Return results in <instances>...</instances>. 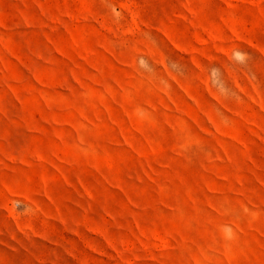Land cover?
Instances as JSON below:
<instances>
[{
	"label": "rangeland",
	"instance_id": "obj_1",
	"mask_svg": "<svg viewBox=\"0 0 264 264\" xmlns=\"http://www.w3.org/2000/svg\"><path fill=\"white\" fill-rule=\"evenodd\" d=\"M0 264H264V0H0Z\"/></svg>",
	"mask_w": 264,
	"mask_h": 264
}]
</instances>
